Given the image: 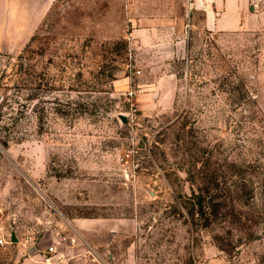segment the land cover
I'll use <instances>...</instances> for the list:
<instances>
[{"label":"rangeland","instance_id":"rangeland-1","mask_svg":"<svg viewBox=\"0 0 264 264\" xmlns=\"http://www.w3.org/2000/svg\"><path fill=\"white\" fill-rule=\"evenodd\" d=\"M190 1L53 0L31 36L3 5L0 264L98 218L117 230L109 264H264V24L208 31ZM212 179L237 186L251 229L189 213ZM228 231L231 255L216 241Z\"/></svg>","mask_w":264,"mask_h":264},{"label":"crops","instance_id":"crops-1","mask_svg":"<svg viewBox=\"0 0 264 264\" xmlns=\"http://www.w3.org/2000/svg\"><path fill=\"white\" fill-rule=\"evenodd\" d=\"M131 2L127 0L126 4L131 5ZM4 4L10 30L19 29V25L24 23L31 36L46 18L53 0H0V22L4 18ZM263 4L259 3V8ZM189 8V17L192 14L203 15V26L208 31L233 32L264 24V12L254 7V11L249 13L245 0H192ZM233 11L237 12L235 20ZM188 26L190 29L195 26L193 19L190 18ZM184 41L183 38L175 41V57L184 58L188 54L182 52ZM3 101L4 94L0 89V107ZM112 226L109 220L99 218L60 224L46 232L33 248L27 247L29 257L22 264H41L43 253L49 246L56 247V264H109L104 260V254L109 252L112 244L106 236L117 231ZM109 258L111 262L116 260L115 254H109Z\"/></svg>","mask_w":264,"mask_h":264},{"label":"trees","instance_id":"trees-1","mask_svg":"<svg viewBox=\"0 0 264 264\" xmlns=\"http://www.w3.org/2000/svg\"><path fill=\"white\" fill-rule=\"evenodd\" d=\"M228 182H219L212 179L209 182H204L203 185L198 189V193H194L190 199L189 210L192 216L199 217L200 221H204V227H209L217 221L228 222L232 225L237 226L238 231H247L251 229L247 223L250 218L244 216L242 210L237 209L231 203L233 202V194L235 193L237 186L227 185ZM225 191V193H224ZM228 199V200H227ZM264 212L258 214V219H262ZM227 241L221 237L217 238L218 247L231 255L235 249L232 242V233L228 231ZM257 236L254 233L248 232L246 234V240L255 241ZM239 243L242 245L241 240Z\"/></svg>","mask_w":264,"mask_h":264},{"label":"built area","instance_id":"built-area-1","mask_svg":"<svg viewBox=\"0 0 264 264\" xmlns=\"http://www.w3.org/2000/svg\"><path fill=\"white\" fill-rule=\"evenodd\" d=\"M7 243V240L5 238H0V245L5 246ZM56 247L49 246L46 248L45 252L43 253V259L41 264H56L55 262V256H56Z\"/></svg>","mask_w":264,"mask_h":264},{"label":"water","instance_id":"water-1","mask_svg":"<svg viewBox=\"0 0 264 264\" xmlns=\"http://www.w3.org/2000/svg\"><path fill=\"white\" fill-rule=\"evenodd\" d=\"M12 242H17V238H16L15 234H13V236H12Z\"/></svg>","mask_w":264,"mask_h":264}]
</instances>
